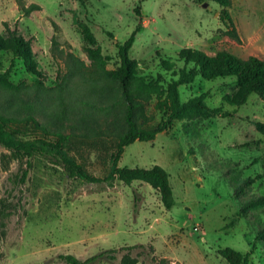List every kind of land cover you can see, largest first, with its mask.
Wrapping results in <instances>:
<instances>
[{
    "label": "rangeland",
    "instance_id": "1",
    "mask_svg": "<svg viewBox=\"0 0 264 264\" xmlns=\"http://www.w3.org/2000/svg\"><path fill=\"white\" fill-rule=\"evenodd\" d=\"M85 1L0 0V34L31 41L47 87L70 80L73 95L86 100L69 76L70 71L77 75L69 68L70 56L89 71L100 69L88 51L100 48L111 57L107 70H114L121 63L117 42L125 43L141 22L130 57L162 93L138 113L146 129L167 118L162 101L173 70L184 67L183 49L264 58V0H232L229 12L240 40L227 33L222 6L214 0ZM163 59L175 63L172 71L165 70ZM11 62L12 55L0 50V73L6 75L0 88L21 87L16 95L1 91L0 111L33 114L48 129L69 135V154L90 174L105 178L126 129L124 109L103 115L81 109L68 116L30 113L18 106L21 99L45 105L53 100L34 91L36 76L22 60L12 67ZM179 90L186 106L180 119L155 140L128 146L120 161L122 167L167 169L176 198L171 209L149 181L127 185L118 177H71L40 155L29 167L24 153L0 141V264H68L62 254L82 261L101 254L90 264H122L126 256L138 264H229L219 253L225 247L250 253L249 264H264V201L251 205L264 198V176L257 179L264 174V99L253 93L239 105L240 85L233 78L200 76ZM204 106L219 113L208 117Z\"/></svg>",
    "mask_w": 264,
    "mask_h": 264
},
{
    "label": "trees",
    "instance_id": "2",
    "mask_svg": "<svg viewBox=\"0 0 264 264\" xmlns=\"http://www.w3.org/2000/svg\"><path fill=\"white\" fill-rule=\"evenodd\" d=\"M86 5L85 0H79ZM222 6L221 20L228 27V34L234 39L240 40L235 22L229 12L232 7V0H214ZM38 7V6H37ZM138 16H142L139 7L136 8ZM142 29L140 22L129 39L125 43L117 42L119 55L121 57L120 65L114 70H107L106 66L111 59L109 55L103 54L100 48H90L89 56L100 69L87 70L84 63L76 60L72 55L68 60L69 68L76 71H70L69 76L73 79L75 86L81 87L86 100L73 95L69 82H60L56 87H47L41 80L40 72L36 68L33 56L32 43L16 34L5 38L0 34V50H5L12 55L11 67L16 60H22L27 71L36 76L34 91L39 94L47 95L52 104L45 105L41 103H30L21 99L19 107L25 108L30 113L41 111L49 116H68L76 110L100 115L107 113L110 109L119 107L124 109L126 129L121 133L116 142L115 151L112 154V166L109 174L105 178H98L90 174L85 166L71 156L67 150V143L70 136L61 131H52L44 124L38 121L33 114L24 117L6 114L0 111V141L10 148L24 153L29 159V167L32 164V158L40 155L49 160L52 164L62 167L65 172L76 178L86 180H110L118 177L127 185H131L134 180H146L154 184L161 195V200L167 209L173 208L176 204L174 188L171 184L170 173L161 165H155L151 168L120 166V161L126 148L136 141H153L157 135L166 132L172 126L175 120L180 119L185 110V104L180 96V86L193 83L198 77L207 80L217 78H233L240 85V92L236 102L244 105L249 97L256 93L264 99V58L250 56L248 58L239 57L228 51H220L211 56L202 50L191 48L183 49L179 53V58L184 61V67L174 71L175 63L169 60H162V65L166 71H172V82L167 92V97L162 101L166 110L167 118L157 127L146 129L139 123V112L143 111L145 106L154 99V96H161L160 88L148 84L140 75L139 63L130 57V50L133 47L137 33ZM114 37L113 32H108ZM78 78H73L77 77ZM6 75L0 73V80ZM70 79V78H69ZM25 85V84H24ZM31 91L30 86H27ZM21 87L12 90H2L6 94L16 95ZM205 114L208 117H214L219 113L218 109L204 106ZM111 112V111H110ZM225 115H230L228 112ZM262 127V124L259 123ZM36 134L35 137H26L27 132ZM29 170L25 171V175ZM259 175L257 179L262 178ZM264 198L251 202L253 207L257 203L261 204ZM219 253L229 264H249L250 253H244L233 247L219 249ZM101 254L94 255L85 261L80 260L73 254H62L60 257L68 264H90L99 259ZM122 264H138L135 258L126 256Z\"/></svg>",
    "mask_w": 264,
    "mask_h": 264
}]
</instances>
